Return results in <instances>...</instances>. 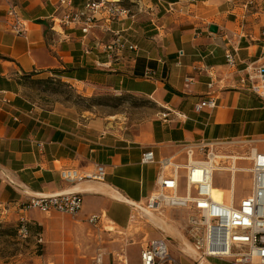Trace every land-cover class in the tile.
I'll list each match as a JSON object with an SVG mask.
<instances>
[{"label":"crops","instance_id":"obj_1","mask_svg":"<svg viewBox=\"0 0 264 264\" xmlns=\"http://www.w3.org/2000/svg\"><path fill=\"white\" fill-rule=\"evenodd\" d=\"M60 1L0 0V218L40 226L34 264H128L134 205L147 202L159 174L158 164L142 162L144 153L152 151L160 161L201 143H227L215 147L223 156L262 146L229 142L264 138V101L241 83L247 65L264 63V0H143L145 19L134 14L107 25L136 47L113 60L99 46L112 38L101 25L85 42L79 28H50L62 16ZM71 1L79 8L88 0ZM10 7L22 14L26 35L10 30ZM211 26L218 32H210ZM228 52L235 55L233 66ZM58 71L69 74L58 77ZM32 73L82 87L83 93L103 88L129 95L144 105L131 120L62 103L46 107L24 94L23 77ZM211 94L217 107L196 112ZM195 158L203 159L202 152L196 150ZM96 164L106 166L104 182L60 177L63 169L89 173ZM225 173L230 186L231 174ZM215 174L214 187L226 192L229 186H215ZM236 174L240 200L249 191L238 195ZM62 192L82 195L77 215L21 209L29 197ZM170 211L152 219L162 233L153 235L172 236L182 246L183 233L167 216ZM94 215L102 216L100 228L88 222Z\"/></svg>","mask_w":264,"mask_h":264},{"label":"built area","instance_id":"obj_2","mask_svg":"<svg viewBox=\"0 0 264 264\" xmlns=\"http://www.w3.org/2000/svg\"><path fill=\"white\" fill-rule=\"evenodd\" d=\"M60 4L63 13L57 20H52V30L56 31V26L60 29L79 28L85 42L101 25V30L112 36L109 42L101 41L99 45L109 60L119 57L126 47L136 50L121 31H111L107 27L115 21L124 22L135 18L119 0H88L79 8L74 7L71 0H61ZM8 23L13 33L26 35L25 20L16 7L8 10ZM226 61L231 66L235 65L233 52L226 54ZM244 72L241 83L264 101V63H251ZM185 81L192 82V79L186 78ZM208 86L212 89L213 83ZM216 107L217 100L211 94L199 102L195 110L200 112ZM229 143H260L262 146L251 147L243 155L223 156L215 151V147L227 143H201L186 147L184 154L160 161H156L152 151L143 154L142 162L158 164L159 174L156 188L149 194L147 202L142 207L134 205V209L143 214L149 212L159 216L166 210L185 215V224L181 226L184 242L179 251L182 259L187 261L185 264H264V138ZM196 150L202 152L203 159L195 158ZM243 161H247L253 171V188L237 200L233 176L242 170L238 163ZM226 170L231 174L230 186L219 197L215 195L218 189L213 184L214 173ZM106 176V166L100 164H96L89 173L72 168L60 172L61 179L68 183L86 180L104 182ZM83 204L80 193L62 192L29 197L21 209L42 213L55 211L75 216L82 210ZM101 221V215H94L88 220L95 228H100ZM27 225L24 218L18 221V233L23 238L29 234ZM38 240L42 241L40 237ZM139 264L183 263L171 254L168 238L160 236L143 241Z\"/></svg>","mask_w":264,"mask_h":264},{"label":"rangeland","instance_id":"obj_3","mask_svg":"<svg viewBox=\"0 0 264 264\" xmlns=\"http://www.w3.org/2000/svg\"><path fill=\"white\" fill-rule=\"evenodd\" d=\"M123 6L128 8L132 14L142 15L145 19L147 13L140 12L143 0H119ZM150 2L152 0H145ZM145 16V17H143ZM24 94L30 99H33L38 104L51 107L55 104L62 103L69 105L80 111H87L94 115L100 113H119L126 119H132L134 113L142 111L144 102L135 100L134 97L129 95L114 94L110 90L103 88H95L94 91L83 93L82 87H77L63 82L54 77L37 78L26 77L24 78ZM158 108L155 107L157 112ZM131 117V118H130ZM236 150L241 151L239 146H235ZM239 168H250L247 161L240 162ZM244 173L237 172L236 183L238 195L247 192L244 184ZM215 186L221 188H228L229 175L225 172H216ZM168 211V210H166ZM165 213V211H164ZM163 213V215H164ZM137 217L134 222L135 231L134 239L128 241V264H137L138 254L144 240L155 238L153 233L162 234L161 231L151 223L146 214L140 211L136 212ZM159 216V217H163ZM167 216L175 222L179 230L182 231L181 226L184 224L183 218L185 215L181 212L170 211ZM171 254L178 258H182L179 250L182 248L181 242L176 238L170 236L168 239ZM126 247V246H125ZM40 254V242L38 237L33 233L23 238L18 233V222L13 218L6 219L0 218V264H34L36 255ZM131 257H130V255Z\"/></svg>","mask_w":264,"mask_h":264},{"label":"bare ground","instance_id":"obj_4","mask_svg":"<svg viewBox=\"0 0 264 264\" xmlns=\"http://www.w3.org/2000/svg\"><path fill=\"white\" fill-rule=\"evenodd\" d=\"M226 171H228V170H226ZM234 172H237V171L234 169ZM240 172L244 173L243 179H244V184H245V188L247 189V192L251 191L253 188V171L251 170V168H242V170ZM216 191L217 192H215V195H218L219 197H221V195L223 194V191L221 189H218ZM146 214L149 215V219L151 222H152V219L161 220V218H162V217H158L157 215H155L153 213L146 212ZM154 215H155V217H154ZM136 217H137V215L135 216V214H134V219H136ZM156 217H158V218H156Z\"/></svg>","mask_w":264,"mask_h":264},{"label":"trees","instance_id":"obj_5","mask_svg":"<svg viewBox=\"0 0 264 264\" xmlns=\"http://www.w3.org/2000/svg\"><path fill=\"white\" fill-rule=\"evenodd\" d=\"M66 71H58V73L56 72V75L58 76V77H61V76H64L63 74H69V72H66ZM34 74L32 73V74H30V75H26V76H24L23 77V80H22V84H24V78H26V77H31V76H33ZM21 82V81H20ZM27 227H28V230H29V232H31V233H33L34 235H37L39 232H40V230H41V228H40V226H33V225H27Z\"/></svg>","mask_w":264,"mask_h":264},{"label":"water","instance_id":"obj_6","mask_svg":"<svg viewBox=\"0 0 264 264\" xmlns=\"http://www.w3.org/2000/svg\"><path fill=\"white\" fill-rule=\"evenodd\" d=\"M210 32H212V33H217V32H218V27H216V26H211V27H210Z\"/></svg>","mask_w":264,"mask_h":264}]
</instances>
